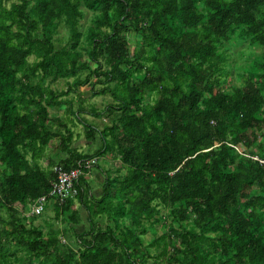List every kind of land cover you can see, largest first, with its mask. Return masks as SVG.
Instances as JSON below:
<instances>
[{"label": "trees", "instance_id": "trees-1", "mask_svg": "<svg viewBox=\"0 0 264 264\" xmlns=\"http://www.w3.org/2000/svg\"><path fill=\"white\" fill-rule=\"evenodd\" d=\"M83 87L110 102L87 110ZM76 124L91 155L71 149ZM105 156L119 166L99 196L82 176L54 202L61 226L21 216L55 166ZM150 250L264 264V0H0V264H147Z\"/></svg>", "mask_w": 264, "mask_h": 264}, {"label": "rangeland", "instance_id": "rangeland-1", "mask_svg": "<svg viewBox=\"0 0 264 264\" xmlns=\"http://www.w3.org/2000/svg\"><path fill=\"white\" fill-rule=\"evenodd\" d=\"M82 23H83V31H85L87 29V27L89 26V21H82ZM63 30L64 29H62V28L59 29V34L56 38L63 40V38L66 36V33ZM233 53H243L241 60H239V63H238L239 65L252 64V61H254L255 58H258V56H260V54H261L260 50H257L256 48L252 49V50H248L246 47L237 48L236 51H233ZM236 56H238V55L236 54ZM244 61L246 62L245 64H244ZM51 87L53 89L66 91L67 90V83L65 81H57L56 83L52 84ZM98 88H100V87H98ZM77 93L82 94V97L84 98V100L86 102L85 108L87 110H89V107L93 105L99 111L102 109L103 104L110 102L109 98H105V97H103V98H101V97L91 98L88 87H83V88L77 89ZM72 96H74L76 98L78 95L72 94L69 96V98ZM50 111L55 114V117L66 118L63 108H61L59 110H55V111L54 110H50ZM56 115H58V116H56ZM85 118H86L88 123H90V124L92 123V124L96 125L97 127H99L100 129H102V126L104 125V122H105V120L101 119V118L95 119L91 116H88V117L85 116ZM66 121L69 122V120L67 118H66ZM68 125H69V123H68ZM69 129L73 133L71 149H75V151H77L81 154H84V155H91L92 152L95 150L96 146L92 145V143L88 142L85 139L82 126L76 124V126L73 127L72 125H70ZM238 150L241 152H245V149H243V148H238ZM56 158L57 159H61V158L63 159L64 157L57 156ZM104 158L107 160L105 161V159H98L97 166L93 167L91 169L92 175L87 179L93 187L92 193L94 196L101 194V186H100V184L102 183L101 175H103V173H105L106 171L114 173L119 166L117 161L111 159V156H105ZM40 163H41V161H40ZM41 165L43 167H46V163L45 164L43 163ZM98 170H100L101 173ZM50 206H51V204H49L48 207L46 205L48 212L47 213L44 212V214L41 215L42 217L40 216L41 218L38 217L39 219H37V221L34 223V226H41V227L45 228L46 223L48 225H52L53 227H57V228L59 226H61L60 222L54 223L55 222L53 219L54 215H53V213H51L52 211L50 209ZM76 208H78V206ZM20 212H21L22 217L28 218L31 216L30 215V207H27V208L25 207V209L20 210ZM162 212L164 213L165 211L162 210ZM25 224L28 226L29 222L28 223L25 222ZM83 228L84 227L81 226V230H83ZM163 232H164V228L162 227V225H157L154 228H151V231L147 232L143 236V239H142L143 244L146 245L149 241H151V239H153V236L155 238L159 237L162 235ZM62 243L67 244L69 246H73V244H71L70 238H64ZM14 251L16 252V249H14ZM158 253H159V251H157V250H150L149 251V258H151V259L147 262V264H149L151 262L154 264H157V263L162 264V259L155 260L153 258L154 254H158Z\"/></svg>", "mask_w": 264, "mask_h": 264}, {"label": "built area", "instance_id": "built-area-1", "mask_svg": "<svg viewBox=\"0 0 264 264\" xmlns=\"http://www.w3.org/2000/svg\"><path fill=\"white\" fill-rule=\"evenodd\" d=\"M97 159L84 160L71 170L66 171L61 166H55L53 173L55 180L47 196H42L30 205V215L39 217L44 213L49 202H56L60 205L73 195V186L82 176H87L89 171L96 165Z\"/></svg>", "mask_w": 264, "mask_h": 264}, {"label": "crops", "instance_id": "crops-1", "mask_svg": "<svg viewBox=\"0 0 264 264\" xmlns=\"http://www.w3.org/2000/svg\"><path fill=\"white\" fill-rule=\"evenodd\" d=\"M91 175H92V172H89V174H88L87 176H85V177H86L85 179L87 180ZM87 181H88V180H87ZM88 182H89V181H88ZM90 186L92 187L91 183H90ZM92 188H93V187H92ZM97 196H99V194H98ZM97 196H96V197H97ZM49 204H51L50 209H51V211H52V212H51V211H50V212L54 214V212H53V209H54V202L51 201L50 203H48V204H47V207H48ZM47 207H45V210H46V211L44 210L45 213L48 212ZM76 207H77V205H76V203H75V205H74L73 208H74V209H77ZM82 216H83V214H82ZM82 218H83V217H82Z\"/></svg>", "mask_w": 264, "mask_h": 264}]
</instances>
